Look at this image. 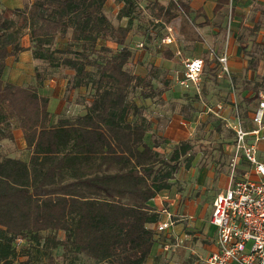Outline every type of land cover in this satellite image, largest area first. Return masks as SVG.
I'll use <instances>...</instances> for the list:
<instances>
[{"label": "trees", "instance_id": "16d2710c", "mask_svg": "<svg viewBox=\"0 0 264 264\" xmlns=\"http://www.w3.org/2000/svg\"><path fill=\"white\" fill-rule=\"evenodd\" d=\"M106 1L33 0L20 8H0V141L13 140V130L20 129L27 152L26 158L0 154V264H14L19 257H25L20 264H32L33 253L39 258L42 251L48 264H64L55 260L53 251L58 249L68 264L83 259L86 264H145L160 220V212L148 202L174 186L182 164L191 166L194 143L180 140L168 154L161 153L158 147L165 139L156 134L158 126L153 129L145 106L130 98L142 89L143 99L158 97L162 102V93L169 89L154 88L151 71L141 75L125 68L132 55L125 45L129 23L141 15L142 0H116L122 4L115 15L117 25L105 14ZM146 2L152 21L161 28L179 18L180 39L202 42L196 28L211 23L203 8L193 10L190 0ZM229 3L214 1L212 15L225 22L217 25L219 31L225 30L228 15L222 9ZM122 19L127 23L121 24ZM258 28L248 35L255 36ZM238 45L249 57L248 68L256 70L258 57L243 34ZM160 48L163 59L176 61ZM24 50H30L42 69L35 65L30 83L7 81V59ZM216 57H203V72L214 77ZM61 69L73 72L66 88H84L90 102L84 113L60 114L53 121L49 99L40 89L50 70ZM188 89L195 99L200 97ZM242 90L247 95L239 112L246 117L264 91V77L245 82ZM238 173L244 174L242 169ZM18 238L29 246L18 250Z\"/></svg>", "mask_w": 264, "mask_h": 264}, {"label": "rangeland", "instance_id": "374dc122", "mask_svg": "<svg viewBox=\"0 0 264 264\" xmlns=\"http://www.w3.org/2000/svg\"><path fill=\"white\" fill-rule=\"evenodd\" d=\"M162 1L167 4L169 0ZM116 3H118L116 0H110L104 9L106 16L115 25L118 24L115 15L118 11L119 4H121ZM146 4V0L140 2V6L142 7L141 15L129 23L130 32L127 36L125 45L132 55L125 68L131 73H139L142 75H147L148 72L151 71L154 88L163 89L167 85L169 89L164 93L162 102L158 97H154L153 99H143L141 94L145 90L142 89H137L132 92L130 98L137 101L138 104H143L146 108V116L150 117L154 123L157 122L156 126H158L163 133L169 134V136H163L168 141H165L158 147V150L161 153L168 154L171 148L181 139H189L194 143L193 151L195 154L191 164L192 169L188 170L184 168L182 164L180 170L177 172L178 180H181V182L174 186L171 196L174 197L175 195H179V206H181L186 199L188 201H196L191 204V207L195 209V214L197 215L196 220L201 221L199 224L203 225V229L201 228L202 230H205L206 226L210 235L213 238H216L217 229L211 227L207 223L212 210L211 200L214 193L218 192L221 188H224L228 182L230 176V159L234 143L233 134L230 132L227 123L220 118V115L223 113L225 118L230 119L235 112L233 111L235 105L238 110L242 112L243 95L241 87L244 80H231L225 75L223 77H214L209 71H202L203 89H200L202 92L200 93L201 96L195 99L191 91H186L178 83V74H180L182 70V64H180V62L177 61L173 65L169 64L168 67H159L158 65H155L156 59L159 56L158 50L160 48L159 46H161V39L166 36L170 30V32H173L172 30L177 31L180 19H174L161 28L152 21ZM200 4L204 5L208 16L212 18V3L210 0H193L194 8L198 7ZM120 23L124 25L127 23V20L122 19ZM242 32L245 34L244 36H246L247 43L253 50V54L264 57V48L262 52V48L252 44V36L248 35L247 30H240L238 34H241ZM231 36L232 22L227 20L225 30H221L216 34L209 33L207 36L209 41H206L215 53L222 55L227 52V46ZM101 43L102 42L99 41V44ZM180 43V45H184L183 48H185V55L202 54L200 52L201 47L198 43L194 47H192V45L188 46L183 40H181ZM107 45H109L110 48L116 49L114 43L107 42L106 46ZM172 48V46L169 47V49ZM205 55L207 54H204V56ZM210 55L208 56L209 58ZM22 62L25 66H28L26 58H22ZM39 63L38 66L42 69V64L41 62ZM29 65L32 66L31 64ZM263 66L264 62L261 63V70L264 68ZM221 72V66L217 64L215 67V75ZM70 75L71 74H68L66 69H61L55 73L54 77H60V79L66 80ZM65 80L63 84L64 87H66L67 83ZM26 82H28V80H26ZM188 90H191V88ZM74 95L73 98L78 102L87 101L89 98L87 90L81 94L76 93ZM66 97L70 98V95H66ZM254 105L255 102L251 107ZM70 113H75L73 108L70 109ZM220 121L222 124L217 130ZM244 122L247 121L244 120ZM171 123L172 126H170ZM14 145V143L10 145L7 144L6 147L1 146V149L3 151H10L14 148ZM15 152L17 153V156L23 155L18 154V150ZM244 167L245 162L241 161L236 166L235 174L241 176L242 174H239L238 170H241L242 168V170H244ZM202 230L198 231L205 237L202 242L208 244V236L204 235ZM196 233L197 232H193V234ZM194 237V240L192 239V242L190 243L192 247L199 245L197 242L198 237L195 235ZM23 246H29V242L26 239L18 238L16 248L19 250ZM202 248H204V246H202ZM174 253L176 252L171 251L168 254V259L163 260L161 264H171L172 259H174V257H172ZM53 255L57 262H64V264L69 263V260H63L61 249L54 250ZM187 256L189 255L187 254L185 256V260L182 264H191L197 259L196 255H191L190 257ZM175 257L177 258V256ZM24 259L25 257H19L14 264H20ZM32 262V264H48L43 251L39 258L33 253ZM85 262L86 261L83 259L81 264H86Z\"/></svg>", "mask_w": 264, "mask_h": 264}, {"label": "crops", "instance_id": "0c3cea01", "mask_svg": "<svg viewBox=\"0 0 264 264\" xmlns=\"http://www.w3.org/2000/svg\"><path fill=\"white\" fill-rule=\"evenodd\" d=\"M32 1L33 0H0V8H10V9L20 8L24 4L31 3ZM108 1H110V0L106 1L105 6L108 3ZM159 1L162 4H165L162 0H159ZM214 1L215 0H210V2L212 3L211 11H212V8L214 6ZM116 4H119V3H116ZM190 4H191V7L193 10H196L197 8H203L205 10L204 5H202V4H200L198 7L194 8L193 7V0H190ZM120 6H121V4H119V7ZM205 12H206V10H205ZM222 12H223V14L227 13V15H228L227 20L232 22V36H231L230 41L228 42L227 52H226V54H227V63H226L227 66L226 67H227L228 71H227V73H225L223 71L222 64L218 61V57L221 56V54L216 53V55H217L216 59L218 61V65L221 66V70H222V72L217 73L216 76L217 77H220V76L223 77L225 75V76H228L231 80L232 79H234L235 81L244 80L243 81L244 83L245 82H251L252 83L255 80H258L260 77H264V68H262V70H261V63L264 62V57L254 54L256 57H258L257 69L256 70L249 69L248 68V58L249 57L242 54V52L239 49V45H238V38H239V36H241L243 34V32L241 34H238V32L240 30H247L249 32L250 29L257 26L259 28L256 31L255 36H252V40H254L252 42V44L257 45L258 47L262 48V52H263V48H264V0H230L229 5L224 7L222 9ZM206 14H207V12H206ZM211 14H212V12H211ZM230 14H231V17H230ZM207 16H208V14H207ZM208 18L211 20V23L209 25L196 28L197 31L199 32V34L203 38L202 42H195V41L187 42V45L188 46L192 45V47L196 46V44L198 43L201 47L200 52L202 54H200V55L199 54L188 55V56L185 55L184 54L185 48H183L184 45H180L181 39H180V35L178 33V30L177 31L172 30L173 33L175 34V37L177 38L176 39L177 43H175L174 45H171L173 48L169 49L168 47L161 45L162 49H166V50L170 51L173 55H174L173 52L175 50L179 49L181 54H182V58H184V57H186V58L187 57H189V58H191V57L203 58L206 56L208 57L210 54H214L215 51L212 48L211 49L213 50V53H211V52L208 53L209 51L206 50V46H209V44L207 42V41H209V38L207 36L209 35V33L216 34L217 32H219L217 25L220 24L221 22H223V17L220 15H215V16L212 15V18L209 16H208ZM199 20H201V19H199ZM243 35H245V34H243ZM22 45L25 48L29 45L28 37L26 35L22 38ZM107 46H109V45H107ZM209 47H211V46H209ZM249 48L251 49L250 46H249ZM172 50H174V51H172ZM159 51H162L161 48H159ZM252 53H253V50H252ZM204 54H207V55L204 56ZM158 55L159 56L156 59L155 65H158L159 67L160 66H167L168 67L169 64L173 65L177 61L180 62V64H182L181 59L178 58L179 59L178 60L175 55H174V57L176 58V61L163 59L160 56V52ZM22 58L27 59L29 67L25 66L23 64ZM210 58H211V55H210ZM203 60H204V58H203ZM39 62L40 61L34 60L32 58L30 50H24V51L20 52L17 55V57H9L7 59L6 68L4 71V78L7 81L17 83L20 85H24L25 83H30L33 80L34 67H35V65H38ZM29 64H31L32 66H30ZM50 71H51L50 78H48L44 82L43 87L40 89V92L42 95L47 96L49 99L47 108H48L49 113L51 114V120L56 121L58 116L60 114H64V113L69 115V116L79 115V114L84 113L85 106L89 104L90 98H88L87 101L78 102L73 97L75 96L74 94H76V93L81 94L82 92L85 91V89L80 88V89L67 90L66 87L63 86L65 79L63 80V79H60V77H58V78L54 77L55 73H57L58 70H50ZM66 71L68 74L73 73L72 71L67 70V69H66ZM181 71H183V65H182ZM137 74H139V73H137ZM179 77H180V75L178 76V78ZM62 78H64V77H62ZM26 80H28V82H26ZM66 81H67V79L65 80V82ZM201 90H202V88H201ZM201 90H200L199 94L201 93ZM165 92L162 93V95H161L162 98H163V95ZM262 92H264V91H260L259 93H262ZM66 95H70V98H67ZM242 95L243 96L247 95V92L242 90ZM200 96H201V94H200ZM71 108L74 109L75 113H70ZM234 108H237V106L235 105ZM234 108H233V111L235 110ZM252 108L255 109L256 106L254 105ZM254 109L247 112L246 117H243L240 113L244 127L248 130H251L255 127L251 122V114H252ZM237 110H238V108H237ZM223 115L224 114L222 113L220 115V118L223 119V121H225V123H227V121L233 120L234 114L231 116L230 119L225 118ZM244 120H246L247 122H244ZM156 125H157V122L156 123L153 122V129L156 128ZM170 126H172V123L170 124ZM227 126H228V123H227ZM228 128H229V126H228ZM158 130L159 131H157L156 134L162 135L165 137L169 136V134L163 133L162 130H160L159 128H158ZM263 135H264V131H263ZM13 136H14L13 140H2V141H0V154L7 155L10 157H15V158H26L27 152L25 149V141L23 139L21 130L20 129H14L13 130ZM164 139H165V141H168L166 138H164ZM181 140H183V139H181ZM12 143L15 144L14 148L12 150H10V151L4 150L3 151L1 149L3 146L6 147L7 144L10 145ZM257 148H258V157H259V159L263 160L264 159V139H262L258 142ZM17 150L19 152L18 154H23V155L17 156L16 155L17 153L15 152ZM232 150H233V148H232ZM247 168L249 169L250 167H249V165H247L245 163V167H244L243 171L245 172L247 170ZM187 169L191 170L192 166H190ZM229 175H230V173H229ZM251 175L254 176L253 174H251ZM178 179L179 178L177 177V174H176V177L174 179V182H175L174 186L177 183L181 182V180H178ZM228 181H229V179H228ZM227 184H228V182L226 183L225 187L227 186ZM174 186L169 191H163L162 193H160L159 195H157L155 198L151 199L148 202V204L153 209L160 212L159 222L166 220V213L165 212L167 211L171 214L172 224L167 229H165L164 231L158 232V234L156 235L157 240L154 243L152 250H151V253H150L145 264H161L163 262V260L168 259V254L171 251L176 252L172 255V257H174V259H172L171 264H182L183 261L185 260L184 258L187 254L189 255L187 257H190L191 255L197 256L196 257L197 259L191 263V264H194V262H196L198 259L205 257L210 252L215 251L217 249L216 238H213L210 235L209 230L207 229L206 226H205V230H202L203 225L199 224V222L201 223V221L196 220L197 215L195 214V209H193V207H191V204L195 203L196 201H188L186 199V200H184L183 204L181 206H179V204H180L179 195H175L174 197L171 196L172 189L174 188ZM225 187L221 188L218 192L214 193L213 198L211 200V206H212L213 199L216 197L217 194H219L221 191H223L225 189ZM207 223L211 227H214L210 224L209 220ZM156 225H154V228H156ZM201 230H202V233L204 235L208 236V241H209L208 244H205L202 242V240H204L205 237L201 233L198 232ZM193 232H197V233L193 234ZM194 235L198 237L197 242L199 243V245L192 247L190 245V243L192 242L191 241L192 239L194 240V238H195ZM201 243L205 244V245H202ZM165 245L169 246L167 250L164 249ZM202 246H204V248H202ZM202 251H203V253H202ZM175 256H177V258Z\"/></svg>", "mask_w": 264, "mask_h": 264}, {"label": "built area", "instance_id": "2783aa9c", "mask_svg": "<svg viewBox=\"0 0 264 264\" xmlns=\"http://www.w3.org/2000/svg\"><path fill=\"white\" fill-rule=\"evenodd\" d=\"M170 31L160 42L168 48L176 43L175 34ZM206 50L213 53L209 46H206ZM173 53L183 65L178 83L184 89L191 88L199 94L203 58H182L179 49ZM218 61L227 73V54L219 56ZM234 111L233 120L227 121L234 134L229 181L213 199L209 218L210 224L217 229V249L194 264H264V159H259L257 148L258 142L264 139V92L259 93L256 108L251 114L253 129H246L240 112L237 108ZM241 161L251 169L247 168L243 175L237 176L236 166ZM165 213L166 220L157 223V232L164 231L172 224L171 214ZM168 247L165 245L164 249Z\"/></svg>", "mask_w": 264, "mask_h": 264}, {"label": "bare ground", "instance_id": "6f19581e", "mask_svg": "<svg viewBox=\"0 0 264 264\" xmlns=\"http://www.w3.org/2000/svg\"><path fill=\"white\" fill-rule=\"evenodd\" d=\"M202 93V92H201Z\"/></svg>", "mask_w": 264, "mask_h": 264}]
</instances>
